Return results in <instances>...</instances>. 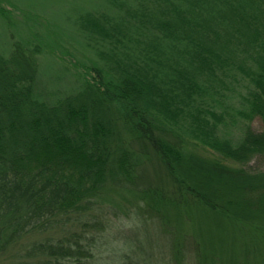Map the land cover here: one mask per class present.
Instances as JSON below:
<instances>
[{"label":"trees","instance_id":"1","mask_svg":"<svg viewBox=\"0 0 264 264\" xmlns=\"http://www.w3.org/2000/svg\"><path fill=\"white\" fill-rule=\"evenodd\" d=\"M6 1L23 15L0 5V255L87 264L113 213L171 238L136 264H264V0ZM22 22L84 69L56 102L38 82L70 70ZM238 63L263 128L204 153L181 131Z\"/></svg>","mask_w":264,"mask_h":264},{"label":"rangeland","instance_id":"2","mask_svg":"<svg viewBox=\"0 0 264 264\" xmlns=\"http://www.w3.org/2000/svg\"><path fill=\"white\" fill-rule=\"evenodd\" d=\"M27 1L29 0H22L23 3H27ZM0 5L9 10L12 19L16 23L19 19H22L20 16L23 14L19 12V9L9 4L8 1L5 0ZM19 25L25 29L28 28L24 22ZM43 32L45 31L42 24L36 30L27 29L29 36L27 38L32 42L41 43L45 49L54 51L55 45L56 51H54L52 59L56 60L58 68L61 69L66 66L70 70L59 81V87L52 86L57 82L49 80V77L39 80V86L36 88L38 96L52 103L63 97V94L69 92L70 88H77L82 84L84 69L81 66V68L76 66L75 59L70 56L71 48H69L70 52L66 54L67 56L63 55L61 51L64 50L58 44H54L52 40H45L42 36ZM245 60L243 57L242 63ZM242 63H238L233 67L236 69H229L225 74H221L220 84L217 86L211 84L205 89L207 95L204 96L206 101L204 108L208 110L206 112L207 120L203 121L202 128L194 134L195 132L191 131V125L187 124L185 129L181 131L189 139L191 146L204 153H209L211 147L208 142L211 139L223 137L238 143L248 125L251 124L259 130L263 128L262 120L252 117L250 112L248 94L252 89V83L249 76L241 72L239 65ZM245 65L249 66L250 64L247 62L244 67ZM202 130L205 133L202 134ZM200 133L202 135H199ZM119 216L113 215V213L108 215L110 224L104 232L98 233L100 237L99 245L93 250L94 259H91L87 264H127L129 258L126 256V252H131L132 249H135V254L133 256L131 253L130 261L131 264H136L137 261H142L145 251L151 250L155 255H160L161 252L166 254L169 250L171 238L168 235L161 234L155 222L149 219L139 221L138 217L133 214L126 217ZM37 236L40 237L38 234H32L30 238L36 239ZM26 240L23 239L22 241ZM133 244H138V246H133ZM17 249L18 247L0 255V264H16L17 260L22 261V264H33L32 260L16 259L14 255H16ZM151 264L157 263L153 262ZM190 264H192V261Z\"/></svg>","mask_w":264,"mask_h":264}]
</instances>
